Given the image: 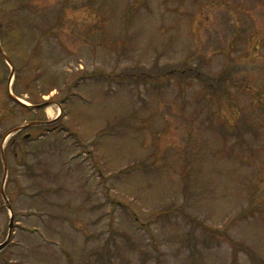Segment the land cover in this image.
<instances>
[{"label":"rangeland","instance_id":"374dc122","mask_svg":"<svg viewBox=\"0 0 264 264\" xmlns=\"http://www.w3.org/2000/svg\"><path fill=\"white\" fill-rule=\"evenodd\" d=\"M0 46V264H264V0H0Z\"/></svg>","mask_w":264,"mask_h":264},{"label":"water","instance_id":"95a60500","mask_svg":"<svg viewBox=\"0 0 264 264\" xmlns=\"http://www.w3.org/2000/svg\"><path fill=\"white\" fill-rule=\"evenodd\" d=\"M0 55L3 57V59H4L8 64H10L8 57H7V55L4 53L3 49L1 48V46H0ZM12 75H13V69L11 70V76H12ZM9 95H10V97H11L13 100H15L16 102H18V103H20V104H22V105H25V106H27V107H30V108H41V107H44V106L48 105V102L45 103V104H43V105H27V104H25L24 102H22L20 99H18V98H16V97L12 96L11 93H9ZM23 127H24V126H23ZM23 127L21 126L20 128H17L16 130H19V129L23 128ZM16 130H15V131H16ZM4 176H5V174H4ZM1 193H2V196L5 198V195H4V192H3V187H1ZM8 208L10 209V206H8ZM12 221H13V219L11 218V219H10V223H9V229H10V230H11V228H12ZM9 236H10V234H9ZM9 236H8V238H7L2 244H0V251H1L2 249H4V248L7 246L8 242H9Z\"/></svg>","mask_w":264,"mask_h":264},{"label":"bare ground","instance_id":"6f19581e","mask_svg":"<svg viewBox=\"0 0 264 264\" xmlns=\"http://www.w3.org/2000/svg\"><path fill=\"white\" fill-rule=\"evenodd\" d=\"M49 112L52 113L53 111L51 109H49ZM52 124V123H51Z\"/></svg>","mask_w":264,"mask_h":264}]
</instances>
